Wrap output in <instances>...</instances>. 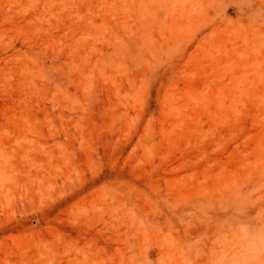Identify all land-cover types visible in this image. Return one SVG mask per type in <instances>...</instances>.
Here are the masks:
<instances>
[{"label": "rangeland", "instance_id": "obj_1", "mask_svg": "<svg viewBox=\"0 0 264 264\" xmlns=\"http://www.w3.org/2000/svg\"><path fill=\"white\" fill-rule=\"evenodd\" d=\"M0 264H264V0H0Z\"/></svg>", "mask_w": 264, "mask_h": 264}]
</instances>
